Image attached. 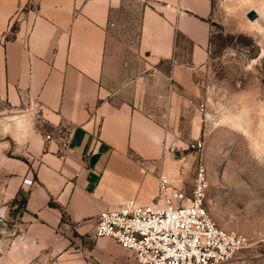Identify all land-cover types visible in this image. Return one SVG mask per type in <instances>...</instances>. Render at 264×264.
<instances>
[{"label":"crops","instance_id":"crops-1","mask_svg":"<svg viewBox=\"0 0 264 264\" xmlns=\"http://www.w3.org/2000/svg\"><path fill=\"white\" fill-rule=\"evenodd\" d=\"M125 1L0 0V208L26 202L0 239V264H138L111 239L87 240L101 212L158 196L162 128L106 82L112 13ZM136 1L150 74L195 96L214 0ZM180 39L193 45L186 62Z\"/></svg>","mask_w":264,"mask_h":264},{"label":"rangeland","instance_id":"rangeland-1","mask_svg":"<svg viewBox=\"0 0 264 264\" xmlns=\"http://www.w3.org/2000/svg\"><path fill=\"white\" fill-rule=\"evenodd\" d=\"M253 9L260 12L256 25L247 18ZM141 13L136 0L112 13L106 82L121 86L112 91L117 98L135 94V108L154 115L162 128L161 171L188 194L196 167L204 165L210 217L249 239V248L226 264H264V0H214L210 55L195 75V96L175 93L170 80L150 74L139 51ZM257 46L263 54L254 59ZM190 49L180 39L179 60L186 62ZM198 142L200 150L193 148ZM21 211L18 205L6 207L0 239L7 238ZM87 236L96 241L94 232Z\"/></svg>","mask_w":264,"mask_h":264},{"label":"built area","instance_id":"built-area-1","mask_svg":"<svg viewBox=\"0 0 264 264\" xmlns=\"http://www.w3.org/2000/svg\"><path fill=\"white\" fill-rule=\"evenodd\" d=\"M46 141L52 139L46 135ZM193 148L200 150L203 143ZM24 184L31 186L33 179ZM209 181L203 164L196 167L191 195L161 171L158 196L150 205L128 200L101 212L96 239L108 238L132 253L138 264H226L249 248V239L219 227L206 207Z\"/></svg>","mask_w":264,"mask_h":264},{"label":"water","instance_id":"water-1","mask_svg":"<svg viewBox=\"0 0 264 264\" xmlns=\"http://www.w3.org/2000/svg\"><path fill=\"white\" fill-rule=\"evenodd\" d=\"M247 18L251 21V22H254L258 19V13L255 11V10H250L248 13H247ZM262 54V49L260 46H257V49L255 51V54H254V59H258ZM98 160V157L97 156H93L90 160L91 164H95ZM6 211V207H1L0 208V220L3 219V215Z\"/></svg>","mask_w":264,"mask_h":264},{"label":"trees","instance_id":"trees-1","mask_svg":"<svg viewBox=\"0 0 264 264\" xmlns=\"http://www.w3.org/2000/svg\"><path fill=\"white\" fill-rule=\"evenodd\" d=\"M17 27H18V24L17 23H15L14 24V26H13V33H15L16 31H17ZM191 47H193V45H191ZM26 202L23 200V199H21L20 201H15L14 203H13V205H18L19 206V208H22L23 206H24V204H25ZM50 207H54V208H59L60 209V207L59 206H57L56 204H54V203H50ZM65 220V214H63V216H62V222Z\"/></svg>","mask_w":264,"mask_h":264},{"label":"bare ground","instance_id":"bare-ground-1","mask_svg":"<svg viewBox=\"0 0 264 264\" xmlns=\"http://www.w3.org/2000/svg\"><path fill=\"white\" fill-rule=\"evenodd\" d=\"M253 10H254V9H253ZM255 11H257V10H255ZM257 13L260 14L259 11H257ZM251 23L254 24V25H256L257 22H251ZM262 54H263V50H262ZM262 54H261V55H262Z\"/></svg>","mask_w":264,"mask_h":264}]
</instances>
